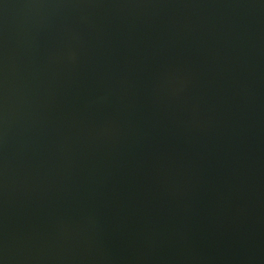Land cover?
Listing matches in <instances>:
<instances>
[{
    "label": "water",
    "instance_id": "1",
    "mask_svg": "<svg viewBox=\"0 0 264 264\" xmlns=\"http://www.w3.org/2000/svg\"><path fill=\"white\" fill-rule=\"evenodd\" d=\"M0 264H264V0H0Z\"/></svg>",
    "mask_w": 264,
    "mask_h": 264
}]
</instances>
